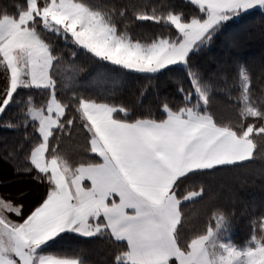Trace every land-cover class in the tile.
I'll use <instances>...</instances> for the list:
<instances>
[{
    "label": "snow or ice",
    "instance_id": "1",
    "mask_svg": "<svg viewBox=\"0 0 264 264\" xmlns=\"http://www.w3.org/2000/svg\"><path fill=\"white\" fill-rule=\"evenodd\" d=\"M187 3L189 11L170 0L141 11L136 19L165 29L150 40L120 28L135 5L0 4V119L22 130L3 159L26 177L0 176V264H93L65 247L93 240L107 242L105 264H264V211L242 246L231 239L235 212L215 193L202 229L190 230L184 211L207 181L251 165L264 139V96L253 98L246 68L229 84L228 62L207 58L218 43L227 50L232 25L264 18V0ZM81 58L95 69L87 81ZM128 77L144 82L141 95L154 90V104L103 87ZM234 87L243 104L232 118L216 105ZM73 131L84 135L82 150L64 153ZM197 182L199 191L187 190Z\"/></svg>",
    "mask_w": 264,
    "mask_h": 264
},
{
    "label": "trees",
    "instance_id": "2",
    "mask_svg": "<svg viewBox=\"0 0 264 264\" xmlns=\"http://www.w3.org/2000/svg\"><path fill=\"white\" fill-rule=\"evenodd\" d=\"M5 2H7V0H0V4ZM20 2L22 3L23 0H20ZM97 2L104 5H135V10L129 8L125 20L120 24L121 30H123L125 24H127L129 33L134 37H138L142 40H150L160 32L165 31L164 27L160 24H156L152 21H140L135 18L141 11L150 13L152 6L159 5L161 0H97ZM170 2L178 9H183L184 11L190 10L187 0H170ZM230 32L232 35L227 42V50H225V45L223 43H218L208 51V60L222 57L228 62L229 84L232 83L234 78H238V68L240 66L245 67L251 79V87L254 94L253 98L256 99L264 96V18L261 17L259 12H256L254 15L232 25ZM229 43H231L230 47L228 46ZM76 64L84 69V71L80 73L81 81H87L93 76L95 71L93 65L89 63L85 66L83 58L77 60ZM214 70V67L208 69L209 72ZM0 75H2V69H0ZM142 83L144 82L139 78L128 77L122 82V85L121 83L113 84L112 82H107L103 87L109 90L120 88L121 97L126 101L142 100L145 106L154 104V90H148L144 95H141ZM229 91L232 99L229 100L227 94L221 93L217 97L218 103L216 107L225 112L227 116L235 118L243 101L236 99V97L239 96L238 87L230 88ZM33 95L36 96L37 100L40 99L39 93H33ZM3 124L4 120L0 119V176L7 175L10 179L15 181H23L26 177L13 176L12 165L6 164L3 159L5 153L12 151L16 147L18 141H20L22 130L14 131L4 127ZM29 131H31V129H29ZM256 143L258 145L256 149V158L251 165L245 167L249 168L243 172V177L250 176L252 172L257 173L261 169H264V139L257 137ZM83 144L84 135L82 132L73 131L71 135L65 133V138L61 141V151L73 154L82 150ZM17 160L20 165L25 163L22 157H18ZM238 178L242 177L239 175ZM238 183L241 184V181H238ZM211 184L212 186L214 185L213 180L210 185ZM237 187L234 189L229 187L230 191L227 192L224 190L225 193H222V196L214 203L235 212L236 219L233 223L231 239L236 244L242 246L247 239L250 238L253 228L252 220L258 218L259 214L264 211V175H257L256 178H252L251 181ZM214 190L217 193L219 189H215L214 187ZM204 198L185 203L184 211L186 215L188 214L187 209L191 211V209H195L194 206L199 208L202 207L195 220L189 221L190 230L192 228L199 230L207 219V212L210 210L211 204L203 207L202 203L204 202ZM200 216L202 217L201 222H196ZM193 217L194 216H192V218ZM65 247L70 250H75L78 253L83 249V257L92 261L93 264H105V261L109 259V249L106 241L93 240L87 243L71 242L66 244Z\"/></svg>",
    "mask_w": 264,
    "mask_h": 264
},
{
    "label": "rangeland",
    "instance_id": "3",
    "mask_svg": "<svg viewBox=\"0 0 264 264\" xmlns=\"http://www.w3.org/2000/svg\"><path fill=\"white\" fill-rule=\"evenodd\" d=\"M230 45H231V43L228 44L229 47H230ZM248 168L249 167H247V168H241V169H237V170H233L232 172L228 173L227 176H218L215 179H211V180L207 181L206 182V193H205V198L203 200L204 202L202 203V206L204 207L206 205H208V206L210 205V202H209V198L208 197L212 193H215L217 195V197L219 198V197L222 196L221 195L222 193H225L227 191H230V188L229 187H231L232 189H234L237 186L240 187L242 184H244V183H246L248 181H251L252 178L253 179L256 178L257 175H261L260 174V171H259L257 173L252 172V175H250V176L248 175L250 178L248 176L243 177L242 176L243 172L246 171ZM239 175L242 178H238ZM229 179H231V180H229ZM212 180H213V183H214L213 186L215 187V189H219L217 193L215 192L214 187L212 186V184L210 185V183L212 182ZM238 181H241V184H239ZM227 182H228V184H227ZM200 186L201 185L198 182L197 183H190L187 186V190L199 191L200 190ZM211 187H213V188H211ZM187 190L185 191V194H187ZM224 190H225V192H224ZM223 196H224V194H223ZM196 199H199V198L198 197L197 198H193V199H190L187 202L194 201ZM191 207H193V206H191ZM194 208L195 209H191V211L187 209V212H188L187 216L190 218V222L195 220V218L197 217V214L200 213V209H202V207L199 208V207H196V206H194ZM192 216H194V217L192 218ZM201 219H202L201 216L198 217V219L196 220V222H201ZM202 227L203 226H201V228Z\"/></svg>",
    "mask_w": 264,
    "mask_h": 264
}]
</instances>
